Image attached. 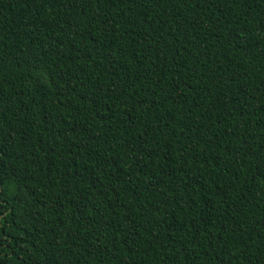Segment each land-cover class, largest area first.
Returning a JSON list of instances; mask_svg holds the SVG:
<instances>
[{
	"label": "trees",
	"instance_id": "obj_1",
	"mask_svg": "<svg viewBox=\"0 0 264 264\" xmlns=\"http://www.w3.org/2000/svg\"><path fill=\"white\" fill-rule=\"evenodd\" d=\"M0 264H264V0H0Z\"/></svg>",
	"mask_w": 264,
	"mask_h": 264
}]
</instances>
